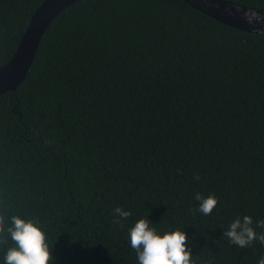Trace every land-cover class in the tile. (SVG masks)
<instances>
[{"label": "trees", "instance_id": "obj_1", "mask_svg": "<svg viewBox=\"0 0 264 264\" xmlns=\"http://www.w3.org/2000/svg\"><path fill=\"white\" fill-rule=\"evenodd\" d=\"M42 1L0 0V67ZM197 193L218 198L211 215L191 211ZM115 207L132 213L123 228ZM244 215L264 220V32L183 0L61 11L27 76L0 94V264L13 216L37 222L54 264H138L129 229L142 218L184 231L193 264H258V240L223 236Z\"/></svg>", "mask_w": 264, "mask_h": 264}, {"label": "clouds", "instance_id": "obj_2", "mask_svg": "<svg viewBox=\"0 0 264 264\" xmlns=\"http://www.w3.org/2000/svg\"><path fill=\"white\" fill-rule=\"evenodd\" d=\"M245 16L249 22L264 21V17L255 12L245 13ZM195 178L199 180L198 175ZM194 200L198 202V207L191 209L193 214L199 212L205 216L211 215L219 202L214 195L205 197L200 193L195 194ZM131 215V211L115 207L112 222L123 228ZM3 224L4 218L0 216V232L4 231ZM253 224L251 216L238 217L230 223L223 236L241 249L252 246L257 240L264 245V232L256 231V228L264 229V220L255 221V227ZM12 225L8 232L14 246L7 249L4 264H54L55 257L46 242V234L37 222L13 216ZM188 239L187 234L179 229L161 234L147 218L139 219L129 229L130 246L136 253L138 264H193L191 249L186 243ZM258 264H264V257L258 260Z\"/></svg>", "mask_w": 264, "mask_h": 264}, {"label": "water", "instance_id": "obj_3", "mask_svg": "<svg viewBox=\"0 0 264 264\" xmlns=\"http://www.w3.org/2000/svg\"><path fill=\"white\" fill-rule=\"evenodd\" d=\"M79 0H43L33 12L10 60L0 67V94L15 91L27 76L42 35L51 21L65 8ZM205 15L236 29L251 33L264 32V21L249 22L245 13L264 17V9L249 7L230 0H183Z\"/></svg>", "mask_w": 264, "mask_h": 264}]
</instances>
